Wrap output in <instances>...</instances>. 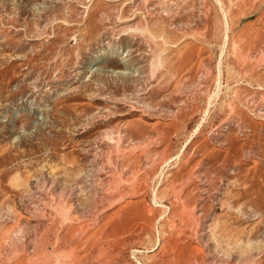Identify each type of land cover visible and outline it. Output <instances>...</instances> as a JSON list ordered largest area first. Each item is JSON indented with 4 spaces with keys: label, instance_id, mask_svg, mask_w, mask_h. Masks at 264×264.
Here are the masks:
<instances>
[{
    "label": "rangeland",
    "instance_id": "1",
    "mask_svg": "<svg viewBox=\"0 0 264 264\" xmlns=\"http://www.w3.org/2000/svg\"><path fill=\"white\" fill-rule=\"evenodd\" d=\"M0 264H264V0H0Z\"/></svg>",
    "mask_w": 264,
    "mask_h": 264
}]
</instances>
